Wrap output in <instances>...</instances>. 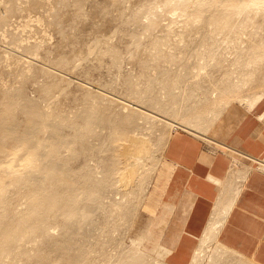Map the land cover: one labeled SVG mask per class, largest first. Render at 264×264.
Wrapping results in <instances>:
<instances>
[{"label": "rangeland", "instance_id": "374dc122", "mask_svg": "<svg viewBox=\"0 0 264 264\" xmlns=\"http://www.w3.org/2000/svg\"><path fill=\"white\" fill-rule=\"evenodd\" d=\"M12 1L15 2L16 6L12 4ZM201 1L189 0L187 2L189 5L191 2L188 8L189 12L201 10L204 14L199 19L191 20L189 13L182 14L180 10L177 12L173 11V9L166 6L165 0H0V12H3L2 14L3 16L5 15L7 22L0 25V113L3 109L2 103L4 100L2 98L4 92L22 89L27 101L37 103L41 109L49 112V122L56 119V121H59L61 118L71 119V117H78L80 120V118L89 115L88 109H91L92 106L96 110L94 114L107 117L110 114V110L118 108L117 105H110L102 97L99 99L91 98L86 86L94 85L91 87L99 89L106 95H116L132 100L126 82L128 78L138 82L140 87L143 86L144 88L146 81L142 74L165 80L175 76L179 69L182 68L180 66L182 64L189 68V70L184 69L182 71V76L190 78L200 85V88H195L196 93H200V97L204 95L206 97L208 93L210 101H213L216 97V88L206 80L207 73L211 74L213 79L225 78L230 73H238L241 65L246 61L245 54L238 56L240 52L256 46L264 47V16H256L257 12L254 11L249 16L251 22L252 19H254V22L244 23L241 33H221L216 31L211 23H206L205 21L217 7L214 5L216 0H209V2L199 5ZM10 3L15 9L11 5L9 8L6 7ZM3 6L6 8L4 9ZM151 11L153 12L152 14L158 13L157 16L150 15ZM5 12L7 13L4 14ZM138 12L140 15L136 16L138 17L136 19L135 14L137 15ZM149 15L151 17L156 16L155 20L154 17L150 18ZM246 18L248 17L235 16L234 20L238 22L244 21ZM149 19L154 20L156 25L151 21L152 25H155H153L154 27H151L150 24L147 26L148 22H150ZM202 29L213 32H211L212 36L215 37L213 41L218 43L221 50L214 53L209 51L208 48L198 47L204 51L203 56L206 57L208 65L199 70L191 69L197 56L193 53L196 51L195 48L190 46H194L200 41L201 44L203 43ZM199 30L200 33L198 32ZM155 41H159L163 45L162 51L164 53L162 55L164 56L161 58L153 54L155 50L152 47V43ZM18 45L19 48L17 47ZM169 55H174L176 61L173 63L167 62L165 56ZM23 58H35L31 59L35 65L32 64L31 66L29 64L30 67H27V63L23 61ZM60 59H66L68 62L65 68L64 66L59 67L56 65V62ZM147 62H151L152 66L146 68ZM217 63L221 65L215 67ZM43 66L54 67L60 71L58 70V75L50 76L43 71ZM257 67L258 69L255 71L256 77L246 85L243 93V95L250 98V102H233L235 103L233 107L237 105L253 106V101L264 92V87L260 86L264 85V79H261L264 76V54L257 63ZM258 71L260 72L259 75ZM64 77H70V80L64 79ZM51 82H56L57 87L48 96H42L40 87ZM183 88L187 90V85L185 87L180 86L176 91L182 92ZM155 90L157 93H161V85L157 84ZM187 94L188 92L186 91L185 95ZM200 105L202 110L205 107H209L207 100L201 102ZM107 108L110 109L108 110ZM26 121L27 112L21 108L16 110V125L11 128V143L13 146L10 149H18L21 129L26 124ZM82 121L81 119L80 123L84 122ZM63 126L64 133L61 132L63 135L60 136L64 145L60 137H57L58 140L50 133V128H48V131L41 133L40 138L48 145L60 141L62 156L68 158L70 155L68 156L69 152L66 146L68 141L71 142L72 129H69L70 126ZM161 128L156 127L155 142H157L156 137L159 136V133L164 131ZM182 128L195 134L198 131L206 132L208 136L212 134L213 129L212 127L207 131L199 129L195 131L187 127ZM93 129L94 132L88 134L84 140L85 144L88 143L85 155L81 153L77 158L70 160L69 164L72 165L70 169L73 167L75 172H78L80 170L79 166L83 164V158L86 157L91 170L95 175L99 176L98 171L103 170L102 162L109 158L107 156H111L109 154L112 151H108L107 142H103L105 140L104 135L107 134L106 128L95 124ZM134 131L135 133L139 132V130ZM100 135H103L104 140L101 139L102 136ZM1 138L2 136H0ZM46 151L44 150L43 153ZM2 156L4 158L0 156L2 159H0V165L12 157L10 155ZM154 157H157V161H159L158 163L155 162L154 165L155 174L153 173L152 180L149 181L150 185H147L145 195L143 194L141 197L143 203L140 199L141 206L139 204V210L137 209V213L132 215L137 217H131L133 222H131L132 226L129 229L120 226L123 222L117 220V214L116 212L113 213V209H109L114 207V200H123L122 191L126 190L124 187L109 186L104 190L101 200H92L83 189L76 191L78 195L77 205L90 206L92 211L91 218L95 222L94 225L89 222L88 225L86 222V224H83V222L80 225L82 228L80 226L75 227V225H69L67 228L71 226V230H74L72 234L68 228L76 238L72 237L78 240L76 241L77 243L82 240L84 242L83 245H87L85 247L91 249L90 262L93 264H109L110 261H113L111 264H118L121 259L127 261L129 256L136 250H140L146 255L149 254L150 258L153 259L159 254L156 247L159 242L158 233L162 226L161 219L168 208L171 207L175 185L170 178V168L164 160L165 156L164 158L160 157L155 150ZM44 162L48 164V159H44ZM61 162L63 163V158ZM151 166H153L152 162L149 163L148 167ZM41 177L42 174L39 178ZM8 189V195L11 198L10 205H12L9 213L12 210L16 214V211L26 208L27 205L23 199L20 200V197H16V189L14 191L13 186L8 187ZM102 204L105 206L104 209L100 207ZM101 209L105 210V215H103ZM11 213L10 215H12ZM56 218L52 221V225H49V230L52 228V236L60 238L63 232L62 224H64V219L62 217ZM49 230L48 232H50ZM148 232L151 234H148ZM139 236H149L150 239L146 238L147 240H142L140 244H133V240H136ZM42 238L41 236H28L24 238L22 248L32 255L36 251L44 250L46 247L50 249L48 244L53 246V243H51L53 241L50 240V242L46 243L44 238L43 241L41 240ZM222 248L228 254L225 261H220L219 264H233L241 259L249 264H257L252 259L245 258L224 246ZM215 250H217V246L211 247L209 253L213 254L212 251ZM5 257L3 264H10L11 259L14 264H26L25 259L21 257L15 258L16 262L12 255H6ZM59 257L55 255L54 259L57 258L55 260H59ZM207 259L206 256L204 264H207ZM125 260L122 261L125 262ZM65 262L64 260L62 263L66 264ZM76 264H80V262Z\"/></svg>", "mask_w": 264, "mask_h": 264}, {"label": "bare ground", "instance_id": "6f19581e", "mask_svg": "<svg viewBox=\"0 0 264 264\" xmlns=\"http://www.w3.org/2000/svg\"><path fill=\"white\" fill-rule=\"evenodd\" d=\"M165 1L166 6L173 9V11L177 12L180 10L182 14L189 13L188 15L191 20L199 19L204 15L201 10H195L194 12L188 11L192 1L190 5L189 3L187 4L189 0ZM207 2H209V0H202L199 5ZM11 3L9 6H5L9 8ZM14 3L15 2L12 4L16 6ZM214 5L217 7L205 21L206 23H211L213 27H215V30L221 33H241L245 25L244 23L251 22L249 16L254 11L257 12L255 14L256 16H264V0H216ZM5 6H3L4 9L6 8ZM11 7L14 8L12 5ZM2 13L0 12V25L6 22L5 15L3 16ZM6 13L7 12L4 14ZM152 13L151 11L150 15ZM157 14L152 15L157 16ZM138 15H140L139 12L137 15L135 14L136 19ZM156 16H150V18L154 17L155 20ZM235 16H245L248 18L244 21L237 22L234 20ZM6 18L8 17L6 16ZM154 20H150V22H154ZM150 22H148L147 26L150 24L152 27L155 22L153 25L152 22ZM252 22H254V19H252ZM198 32L200 33V30ZM202 32L203 43L201 44L200 41L194 46H190L195 48L196 51L193 53L197 56L194 66H192L191 69L199 70L207 67V59L203 56L204 51L201 50L202 47L208 48L209 51L214 53L221 50L218 43L213 41L215 37L212 36V31L211 33L208 30L202 29ZM162 46L163 45L159 43V41L152 43V47L155 50L153 53L154 56H159V58L164 56L162 55L164 53L162 51ZM17 47L19 48V45ZM263 48L264 47L256 46L247 51L242 50L238 56L245 54L246 61L241 65L238 73L235 72L236 75L230 73L225 78L213 79V76L207 73L206 80L216 88V97L213 101H210L208 93L206 97L205 95L200 97V93H196L195 88H200L199 83L182 76V71L184 69L189 70V68L182 63H179L182 64L180 65L182 68L179 69L175 76L169 79L162 80L150 77L147 74H142V77L145 78L146 81V84L144 83V88L143 86H141V88L138 82L128 78L126 82L132 100L116 95H106V93L99 91V89L91 87L94 85L86 86L88 89L87 92L91 98L99 99L102 97L110 105H117L118 108L110 110V114L107 117L94 114L96 110H94L95 108L92 106L91 109H88L89 115L80 118V120L78 117H71V119L61 118L59 121H56V119L53 120L54 122H49V112L41 109L37 103H30L27 101L22 89L5 91L2 98L4 100L2 103L3 109L0 113V136H2L0 139V156L1 158L3 157L2 155H10L12 157L0 165V264H3L2 262H4L3 260L6 258V255H12L14 261L15 258L21 257L25 259L26 264H63L62 262L64 260L66 264H76L77 262H80V264H93L90 262L91 249L85 247L87 245L84 246L82 240L77 243L76 241L78 240H75L76 237L72 235L74 230H71V226L70 228L68 227L72 232L71 234L67 228L69 225H75V227L80 226L83 222V224L87 223L88 225L89 222L91 225H94L95 222L94 219L91 218L92 211L90 210V206L77 205L78 195L76 191L83 189L86 195L92 200H101L104 190L109 186L117 185L120 188L124 187L126 190L122 191L123 200H114V207L109 209H113V213L116 212L117 214V220L123 222L119 225L129 229V227L132 226L131 222H133L131 221V217L136 216L132 215L137 213V209L139 210L141 206L140 199L143 194L145 195L147 185H150L149 181L152 180L155 162H159L157 161L158 158L154 157V151L156 150L158 155L163 157V153L174 129L178 127H187L195 131H198L196 129L207 131L231 103L250 102V98L243 95V93L246 85L256 77L255 71L258 69L257 63L264 54ZM31 59L23 58V61L27 63V67H30L29 64H31V66L34 64ZM165 59L169 63L176 61L174 55L165 56ZM56 65L59 67L64 66L65 68L68 62L66 59H60L56 62ZM220 65V63H217L215 67H219ZM150 66H152L151 62H147L146 68ZM42 69L50 76L58 75L60 71L54 67L48 68L43 66ZM259 74L260 72L258 71V75ZM66 78L67 77H64V79ZM67 79L70 80V77ZM261 79H264V76H262ZM55 83L43 84L40 87L41 95L46 97L51 94L57 87ZM157 84L161 85V93H157L155 90ZM186 85L187 90L183 88L184 90H182V92L176 91L180 86L185 87ZM260 86L264 87V85ZM186 91L188 92L187 95H185ZM263 98L264 92L253 101V105ZM204 100H207L209 107H205L202 110L200 103ZM19 108L27 112V121L21 129L20 141H18L19 143L17 146L18 149L12 150L10 149L13 146L11 143V128L13 125H16V110ZM107 109L109 110L110 108ZM81 119L84 121H82L83 123H80ZM95 124L106 128L107 134H103L105 140L103 139V135L100 136H102L101 139L104 140L103 142H107L108 151H112L110 152L111 154H109L111 156H107L109 158L105 157L107 160H104V163L102 162L103 170L101 167V171H98L100 174L99 176L95 175L91 170V166L84 156L83 164L80 166L78 165L80 170L78 171V169H76L78 172H75L73 167V170L70 169L72 165L69 164L70 160L77 158L81 153L85 155V151L87 152L88 143L85 144L84 140L88 134L94 132L93 128ZM63 125L70 126L69 129H72L71 142H67L68 144H72H67L66 146V148L68 147V150L66 149L69 152L68 156L70 155L68 158L62 156L60 141L48 145L40 138L41 133L48 131V128H50V133L56 138H61L60 135H63L61 134V132H63ZM156 127H162L164 129V131H161L159 136L156 137L157 142L154 140ZM133 129L139 130V132L135 133ZM197 133L205 136L203 134L204 132L198 131ZM68 137L70 136L68 135ZM61 141L64 145L62 138ZM102 145L106 147L104 143H102ZM44 150L47 151L43 153ZM62 158L63 163L61 162V164L60 161H62ZM44 159H48V164L44 162ZM64 159H67L65 160L66 162ZM151 162L153 166L148 167ZM253 162H256L259 168L264 169V160L254 159ZM242 168L243 169H240L238 162H235L229 171V182H227V180L226 183L221 184L220 195L215 203L205 231L199 238V244L195 249L191 264H204L206 256L208 258L207 264H219L220 261H225L228 252L223 250L218 238L236 198L238 197L241 184L246 177V168ZM41 174L42 177L39 178ZM10 186H13L14 191L16 189V197H20V200L23 199L27 205L26 208L16 211V214L10 210L12 215L9 213V209L12 207V205H10L11 198L8 195V190L10 189H8V187ZM103 205L104 204L100 205V207L104 209L105 206ZM103 209H101V211L103 215H105L106 212L104 214L105 210ZM56 217H62L64 219V224H62L64 233L62 232L60 238L52 236V228L49 230V225ZM133 220L135 219L133 218ZM48 230L50 232H48ZM83 233L85 234V232ZM148 234L151 233L148 232ZM28 236H41L46 243L50 242V240L53 241L51 242L53 246L48 244L50 245V249L46 247L44 250L36 251L34 255H32L22 248V242H24V238ZM43 238L41 239L42 241ZM146 238L150 239L149 236H139L136 240H133V244H140L142 240H147ZM216 246L217 250L212 251L213 254L209 253L211 247ZM156 248L159 251V254L156 256L157 259L150 258L149 254L146 255L142 251L136 250L129 256L127 261L121 259L118 264H167L165 258L169 252L158 244ZM55 255L60 256V259L55 260L57 259H54ZM122 260H125V262ZM112 262L110 261V263H108L111 264ZM11 263L14 264L12 259L10 264ZM233 264L249 263L241 259Z\"/></svg>", "mask_w": 264, "mask_h": 264}, {"label": "crops", "instance_id": "0c3cea01", "mask_svg": "<svg viewBox=\"0 0 264 264\" xmlns=\"http://www.w3.org/2000/svg\"><path fill=\"white\" fill-rule=\"evenodd\" d=\"M262 101L264 98L248 108L233 107L235 103H231L210 127V136L182 127L173 130L163 158L170 168L175 193L158 233V245L169 252L167 264H191L221 184L229 182V171L235 162L240 169L246 168V177L218 241L264 264V170L253 162L264 160Z\"/></svg>", "mask_w": 264, "mask_h": 264}]
</instances>
